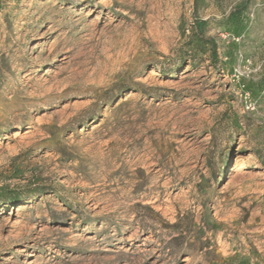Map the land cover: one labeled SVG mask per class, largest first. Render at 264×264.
<instances>
[{"label":"rangeland","instance_id":"rangeland-1","mask_svg":"<svg viewBox=\"0 0 264 264\" xmlns=\"http://www.w3.org/2000/svg\"><path fill=\"white\" fill-rule=\"evenodd\" d=\"M0 264H264V0H0Z\"/></svg>","mask_w":264,"mask_h":264},{"label":"bare ground","instance_id":"bare-ground-1","mask_svg":"<svg viewBox=\"0 0 264 264\" xmlns=\"http://www.w3.org/2000/svg\"><path fill=\"white\" fill-rule=\"evenodd\" d=\"M241 160H240V158L238 159V163L240 162ZM233 177V176H232Z\"/></svg>","mask_w":264,"mask_h":264}]
</instances>
